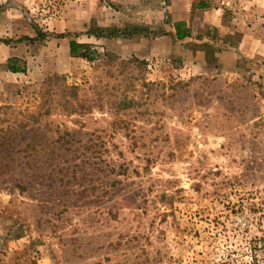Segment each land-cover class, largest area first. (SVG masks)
<instances>
[{
  "label": "rangeland",
  "instance_id": "1",
  "mask_svg": "<svg viewBox=\"0 0 264 264\" xmlns=\"http://www.w3.org/2000/svg\"><path fill=\"white\" fill-rule=\"evenodd\" d=\"M0 264H264V0H0Z\"/></svg>",
  "mask_w": 264,
  "mask_h": 264
},
{
  "label": "trees",
  "instance_id": "2",
  "mask_svg": "<svg viewBox=\"0 0 264 264\" xmlns=\"http://www.w3.org/2000/svg\"><path fill=\"white\" fill-rule=\"evenodd\" d=\"M200 7H204V4H200ZM34 28H35V33H36V37L35 38H37V39H32V38H29V39H31V40H39L44 33H42V31L38 28V26L34 25ZM175 29H176V36H177L178 39H182V38H184V37L189 35L188 31L183 32L182 30L179 29V23H177L175 25ZM97 30L101 33L102 36H105V37L116 35L117 33H119L115 29L110 30V29H107V28H100V29L97 28ZM84 47L85 46H83L81 44H78L75 41H70L69 42V53H70L71 56H77V57H82V58H85V59H88V60H92L93 57L91 56V53L83 51ZM17 63H18V59L17 58H12V59L8 60L7 61L8 70L10 72L22 71V68L21 69L18 68Z\"/></svg>",
  "mask_w": 264,
  "mask_h": 264
}]
</instances>
